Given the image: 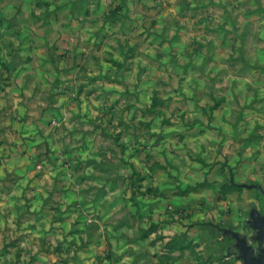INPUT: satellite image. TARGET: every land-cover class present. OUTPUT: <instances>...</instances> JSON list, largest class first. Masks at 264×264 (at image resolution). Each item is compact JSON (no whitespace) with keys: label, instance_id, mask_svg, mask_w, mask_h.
<instances>
[{"label":"rangeland","instance_id":"rangeland-1","mask_svg":"<svg viewBox=\"0 0 264 264\" xmlns=\"http://www.w3.org/2000/svg\"><path fill=\"white\" fill-rule=\"evenodd\" d=\"M237 1H240L243 15L241 33L264 34V0ZM11 12L12 7L6 5L5 13ZM152 25L148 23L144 27L148 30ZM140 29L138 25L131 28L129 33L133 38L130 36L131 42L124 45L101 31L94 41H77L74 54H61L60 60L68 66L65 88L61 92L62 108L66 112L68 109L82 110L81 103L85 102V110L80 118L66 115L59 122H50L51 125L41 119L40 123L50 126L51 133H81L80 151L91 153V158L88 157L91 160L85 162L84 159L75 166L72 163L68 172L75 187L81 184L83 195L80 196L91 195L97 202L93 208L89 205L81 207L82 203L78 201L81 214L69 219L71 224L66 227L69 233L60 238L56 233L58 230L51 225L53 220H58L55 199L37 202L33 196H42L41 189L37 188L35 194H26V190L30 193L35 186H0V264H129L131 260L127 261L128 255L117 231L128 223L133 226L135 235L137 228L151 231L150 235L157 240L169 235L170 238L160 242L157 249L167 253L163 260L166 258L168 262L173 260L178 264H203L207 257L216 263L218 256L213 253L208 256L205 250L219 242L228 254L233 252L235 259L232 261L241 264V259L235 256L232 237L220 232L221 238L212 237L209 241L202 239V234H195V229L209 223L234 228L245 235L250 244L256 245L251 239L253 229L244 222L252 207L264 211V195L249 201L246 190L231 183V174L222 178L218 167L227 158L217 152L218 128L200 120H185L187 96L185 91L174 89L182 76L171 73L170 56H166L163 66L157 64L158 59H144L145 73H138L134 68L135 53L141 49L153 53L158 49L157 42L136 40ZM85 31L88 35V30ZM169 46L163 42L168 55ZM228 48L226 44L225 49ZM138 62L142 63V60ZM0 67L4 68L0 73V85L7 84L9 75L4 73L19 68L20 63L7 65L2 60ZM51 78L52 75L41 77L40 87L46 89ZM259 80L264 81L263 74H259ZM210 92L209 95L207 90H194L198 98L211 102L217 91ZM208 110L211 117V107ZM199 117L201 119V115ZM33 122L37 128V121ZM75 139L71 138L70 143ZM257 162L264 171V159ZM109 177L129 181V188L125 184L120 187V193L128 195L123 203L113 201L108 206L100 201L116 187L104 184ZM94 180L97 185L91 190L83 186ZM142 199H145V210L140 214L138 225L137 214L144 203ZM79 206L75 205L76 208ZM106 209L110 210L107 217L103 214ZM121 210L130 216H122ZM159 228L161 233L152 232ZM163 229L169 232L163 234ZM151 251L146 249L149 256H152ZM130 256L135 257L136 253L132 252Z\"/></svg>","mask_w":264,"mask_h":264},{"label":"crops","instance_id":"crops-1","mask_svg":"<svg viewBox=\"0 0 264 264\" xmlns=\"http://www.w3.org/2000/svg\"><path fill=\"white\" fill-rule=\"evenodd\" d=\"M6 5L12 7L10 14L5 13ZM242 16L241 4L237 0H0V64L2 60L7 65L20 63L19 68L4 73L9 75V80L0 85V186H35L30 193L26 190V194H35L37 188L41 189L42 196H33L37 202L55 199L58 220H53L51 225L58 230L56 233L60 238L67 237L68 221L81 214V207L89 205L94 208L95 198L91 195L81 197V184L75 187L68 172L72 163L75 166L84 159L85 162L91 160L88 159L91 153L80 151L81 133H51V127L41 124L40 119L50 124L65 119L66 115L80 118L85 110V102L81 103L83 111L78 108L66 112L62 108L61 92L65 88V69H68L60 60L63 53L74 54L77 41H94L101 31L111 34L115 42L124 45L131 42L129 30L138 25L141 29L136 33V40L157 42L158 49L153 53L147 49L135 53L137 72H146V58L158 59L157 64L163 66L166 56H170L171 73L182 76L174 89L185 91L187 96L185 120H200L218 128L217 152L227 158L218 167L222 178L231 174V183L236 186L258 183L264 190V177H261L264 171L257 165L258 160L264 159V81L259 80V74L264 75V34L241 33ZM148 23L153 25L146 30L144 25ZM96 24L100 27L96 28ZM163 42L170 45L169 55L163 49ZM226 44L228 49H225ZM139 59L142 63L138 62ZM3 71L4 68L0 67V73ZM47 75L52 78L46 89L41 88L38 82ZM196 89L207 90L209 95L211 90L217 93L210 102L198 98L194 93ZM210 107L213 111L211 117ZM33 121H37V128ZM207 133H210L209 129ZM104 184L116 186L100 199L108 206L113 201L123 203L128 198L124 192L120 193L124 184L129 188L127 179L109 177ZM96 185L95 180L83 184L89 190ZM243 189L249 201L264 195L256 187ZM78 201H81V207ZM143 202L138 209V225L140 214L145 210V199ZM120 212L124 217L130 216L125 210ZM108 213L110 210L107 209L103 212L106 217ZM247 220L245 225H248ZM225 228L235 230L209 223L195 229V234H202V239L211 241L212 237L219 238ZM117 231L126 249L127 261L131 260L129 264H178L173 260L168 262L166 258L163 260L167 253L157 249L160 242L170 238L169 235L157 240L150 235L151 231L139 228L135 235L129 223ZM152 232L161 233L162 229H153ZM167 232L163 229V234ZM254 248L256 251L257 243ZM146 249L148 252L152 250V256ZM132 252L136 253L135 257L130 256ZM205 252L208 256L213 253L219 260L214 263L207 257L203 264H238L233 262V252L228 254L220 242Z\"/></svg>","mask_w":264,"mask_h":264},{"label":"water","instance_id":"water-1","mask_svg":"<svg viewBox=\"0 0 264 264\" xmlns=\"http://www.w3.org/2000/svg\"><path fill=\"white\" fill-rule=\"evenodd\" d=\"M239 185L247 188L256 187L264 194L263 188L258 183H240ZM247 224L254 230L251 239L257 243L256 251L246 236L238 231L225 228L222 229V233L234 239L232 246L236 252L235 256L241 259V264H264V216L256 208H253L249 212Z\"/></svg>","mask_w":264,"mask_h":264},{"label":"flooded vegetation","instance_id":"flooded-vegetation-1","mask_svg":"<svg viewBox=\"0 0 264 264\" xmlns=\"http://www.w3.org/2000/svg\"><path fill=\"white\" fill-rule=\"evenodd\" d=\"M263 213H264V211H262ZM263 244H264V242H263Z\"/></svg>","mask_w":264,"mask_h":264},{"label":"trees","instance_id":"trees-1","mask_svg":"<svg viewBox=\"0 0 264 264\" xmlns=\"http://www.w3.org/2000/svg\"><path fill=\"white\" fill-rule=\"evenodd\" d=\"M233 185H235V184H233Z\"/></svg>","mask_w":264,"mask_h":264}]
</instances>
